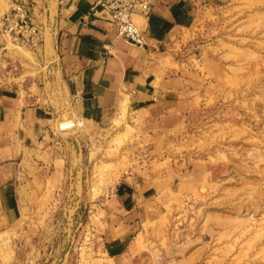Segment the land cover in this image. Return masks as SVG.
Listing matches in <instances>:
<instances>
[{
	"label": "rangeland",
	"instance_id": "rangeland-1",
	"mask_svg": "<svg viewBox=\"0 0 264 264\" xmlns=\"http://www.w3.org/2000/svg\"><path fill=\"white\" fill-rule=\"evenodd\" d=\"M186 14L104 118L43 82L51 124L0 115V264H264V0Z\"/></svg>",
	"mask_w": 264,
	"mask_h": 264
},
{
	"label": "crops",
	"instance_id": "crops-1",
	"mask_svg": "<svg viewBox=\"0 0 264 264\" xmlns=\"http://www.w3.org/2000/svg\"><path fill=\"white\" fill-rule=\"evenodd\" d=\"M100 1L30 0L32 15L44 29L41 63L36 75L28 73L32 70L21 65L20 57L8 58L7 46L0 41V115L16 118L21 107L28 128L51 124L56 115L44 105L47 96L29 90L43 82L51 89L61 87L86 120L104 118L123 91L138 84L161 47L185 22L190 0H158L140 26L146 36L144 47L117 36ZM47 32L52 50L47 47ZM22 85L28 89L25 97L20 96Z\"/></svg>",
	"mask_w": 264,
	"mask_h": 264
},
{
	"label": "built area",
	"instance_id": "built-area-1",
	"mask_svg": "<svg viewBox=\"0 0 264 264\" xmlns=\"http://www.w3.org/2000/svg\"><path fill=\"white\" fill-rule=\"evenodd\" d=\"M158 0H102L100 5L124 42L144 47V30L135 16L149 17ZM0 37L3 41L26 47L32 51L42 49L44 29L32 15L30 0H10L8 9L0 17Z\"/></svg>",
	"mask_w": 264,
	"mask_h": 264
},
{
	"label": "bare ground",
	"instance_id": "bare-ground-1",
	"mask_svg": "<svg viewBox=\"0 0 264 264\" xmlns=\"http://www.w3.org/2000/svg\"><path fill=\"white\" fill-rule=\"evenodd\" d=\"M136 21V20H135ZM146 37V36H145ZM139 47V46H138Z\"/></svg>",
	"mask_w": 264,
	"mask_h": 264
}]
</instances>
